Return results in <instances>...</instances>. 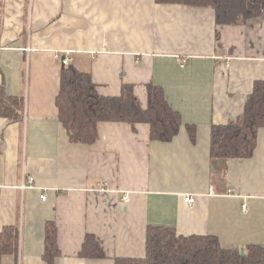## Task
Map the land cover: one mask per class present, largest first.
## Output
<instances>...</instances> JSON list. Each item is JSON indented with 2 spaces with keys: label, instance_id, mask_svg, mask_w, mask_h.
I'll use <instances>...</instances> for the list:
<instances>
[{
  "label": "crops",
  "instance_id": "obj_1",
  "mask_svg": "<svg viewBox=\"0 0 264 264\" xmlns=\"http://www.w3.org/2000/svg\"><path fill=\"white\" fill-rule=\"evenodd\" d=\"M65 57L104 95L133 84L142 107L147 84L162 86L181 131L153 141L146 123L103 121L95 143L70 142L56 106ZM258 80L264 16L220 24L213 7L157 0H0V100L24 98L11 106L17 120L0 112V232L20 231L18 256L0 264H49L47 221L58 226L53 264L144 257L149 226L226 249L264 245V128L251 156L219 165L210 155L212 126L243 113ZM29 175L36 186L21 190ZM88 234L106 257L80 255Z\"/></svg>",
  "mask_w": 264,
  "mask_h": 264
},
{
  "label": "trees",
  "instance_id": "obj_2",
  "mask_svg": "<svg viewBox=\"0 0 264 264\" xmlns=\"http://www.w3.org/2000/svg\"><path fill=\"white\" fill-rule=\"evenodd\" d=\"M161 3H182L213 7L220 24H240L250 18L264 16V0H157ZM147 106L142 107L133 84H123L119 95L100 93L88 71L73 64H63L60 91L56 97L59 121L72 143L93 144L99 137V123L125 122L136 130L138 123L150 127L153 141H170L182 129L181 114L169 103L164 88L152 82L147 84ZM0 100V112L13 116L24 105V98ZM9 103L10 106L6 105ZM14 112V114H13ZM20 115L11 117L17 120ZM192 140L196 127L185 125ZM264 128V80L254 84L244 111L226 124H214L211 132L210 155L215 160L246 158L254 153L260 129ZM44 259L53 264L59 255L58 226L47 221L45 226ZM19 227L9 225L0 232V256H18ZM82 257L104 258L105 251L92 234H88L80 252ZM115 264H264V245H250L242 255L238 249L222 247L213 235H178L174 228L149 226L144 257H116Z\"/></svg>",
  "mask_w": 264,
  "mask_h": 264
},
{
  "label": "built area",
  "instance_id": "obj_3",
  "mask_svg": "<svg viewBox=\"0 0 264 264\" xmlns=\"http://www.w3.org/2000/svg\"><path fill=\"white\" fill-rule=\"evenodd\" d=\"M59 57V56H58ZM61 58V57H60ZM69 58L68 57H65V58H63L62 59V62L64 63V64H68L69 63ZM184 63H185V59L182 61V66L184 65ZM34 183H35V179H34V177L33 176H28L27 177V179L25 180H23L22 181V183H21V185H20V188L22 189V190H26V189H28V188H33L34 187ZM107 184V183H106ZM41 198L43 199V200H46L47 199V193H45L44 192V194H42L41 195ZM184 200L187 202V203H189V204H194L195 202H196V195H194V194H186L185 196H184Z\"/></svg>",
  "mask_w": 264,
  "mask_h": 264
},
{
  "label": "water",
  "instance_id": "obj_4",
  "mask_svg": "<svg viewBox=\"0 0 264 264\" xmlns=\"http://www.w3.org/2000/svg\"><path fill=\"white\" fill-rule=\"evenodd\" d=\"M218 164L219 165L221 164V160L220 159L218 160ZM240 252H241L242 255H245V250L244 249H241Z\"/></svg>",
  "mask_w": 264,
  "mask_h": 264
},
{
  "label": "rangeland",
  "instance_id": "obj_5",
  "mask_svg": "<svg viewBox=\"0 0 264 264\" xmlns=\"http://www.w3.org/2000/svg\"><path fill=\"white\" fill-rule=\"evenodd\" d=\"M29 176H32V175H29ZM27 177H28V176H27ZM27 177H26V178H23V180H24V179L26 180ZM33 177H34V176H33ZM34 179H35V177H34ZM23 180H22V181H23ZM21 183H22V182H21ZM21 183H20V185H21ZM20 185H19V188H20ZM35 186H36V185H35V183H34V187H35ZM34 187H33V188H34ZM20 189H21V188H20ZM28 189H29V188H28ZM21 190H22V189H21Z\"/></svg>",
  "mask_w": 264,
  "mask_h": 264
}]
</instances>
